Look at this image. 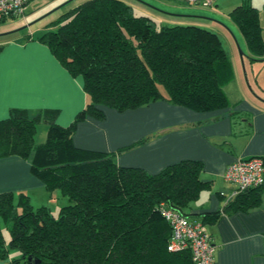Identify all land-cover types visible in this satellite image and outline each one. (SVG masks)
Listing matches in <instances>:
<instances>
[{"label":"trees","instance_id":"trees-1","mask_svg":"<svg viewBox=\"0 0 264 264\" xmlns=\"http://www.w3.org/2000/svg\"><path fill=\"white\" fill-rule=\"evenodd\" d=\"M230 16L251 52L261 56L257 9L242 0ZM52 24L38 40L72 76L82 77L88 101L68 126L55 122L56 109L34 115L10 109L0 119V158L31 155L32 175L66 201L55 215L45 204L34 207L25 193L16 198L1 193L0 218L10 238L6 242L0 226V260L12 247L20 255L8 264H29V257L38 264H195L188 248L167 249L171 229L160 203L205 227L232 207L258 205L264 182L238 192L221 209L196 216L186 208L207 187L199 177L201 162L185 159L149 173L118 165L114 153L78 148L72 138L87 116L103 119V107L124 112L160 99L197 112L227 107L223 87L233 70L219 37L196 25H160L124 0H85ZM41 121L48 125L46 137L35 144Z\"/></svg>","mask_w":264,"mask_h":264},{"label":"crops","instance_id":"crops-1","mask_svg":"<svg viewBox=\"0 0 264 264\" xmlns=\"http://www.w3.org/2000/svg\"><path fill=\"white\" fill-rule=\"evenodd\" d=\"M124 1L136 13L160 25H196L215 32L233 70L232 80L223 87L229 104L208 112L193 111L163 99L124 112L103 107V119L87 116L76 124L72 142L81 149L114 153L113 160L118 165L142 167L149 173L185 159L199 161V177L207 187L189 203L187 213L197 216L219 210L235 196L234 184L224 177L227 166L237 159L264 156V52L261 56L251 52L230 16L242 0H214L208 7L187 0H133L137 6ZM250 2L258 11L264 41V0ZM54 28L51 21L0 42V119L6 118L12 108L26 109L30 115L56 109L55 122L68 126L86 105L82 77L72 76L38 40L43 32ZM231 82L232 98L226 91ZM47 128L43 121L37 124L34 143L45 140ZM141 138H145L144 143L122 149ZM119 149L121 152H117ZM30 160L31 155L0 158V194L7 192L16 198L25 193L31 204L40 194L42 198L37 203L51 205L56 214L58 202L66 199L48 192L32 175ZM204 228L216 247L213 264H264V193L258 205L248 209L232 207ZM11 258L14 257L9 254L0 264H8Z\"/></svg>","mask_w":264,"mask_h":264},{"label":"built area","instance_id":"built-area-1","mask_svg":"<svg viewBox=\"0 0 264 264\" xmlns=\"http://www.w3.org/2000/svg\"><path fill=\"white\" fill-rule=\"evenodd\" d=\"M33 0H0V20L18 18L25 21L26 5ZM190 3L211 6L214 0H187ZM227 181L234 184V195L264 182V163L260 157L237 159L224 171ZM160 211L170 225L168 250L188 248L195 264H213L216 247L200 222H191L176 209L160 203Z\"/></svg>","mask_w":264,"mask_h":264},{"label":"rangeland","instance_id":"rangeland-1","mask_svg":"<svg viewBox=\"0 0 264 264\" xmlns=\"http://www.w3.org/2000/svg\"><path fill=\"white\" fill-rule=\"evenodd\" d=\"M85 0H33L26 5L25 12H26V23L23 22L21 19L18 18H10L0 22V42H3L5 39L16 36L18 34H25L27 29L30 27L31 29H38L42 27L45 23H51V21L57 19L62 13L66 12L68 9L76 6L77 4L83 2ZM128 2H132L133 5L137 6V3L133 0H127ZM142 1V0H137ZM151 2H155L154 0H149ZM158 6H161L160 3H156ZM161 8V7H160ZM29 23L28 25H26ZM242 66V65H241ZM243 70V68H242ZM237 72H240L237 70ZM238 74V73H237ZM239 75V74H238ZM245 85L248 86V82L245 80ZM234 83L231 82L226 87L227 93L232 98L231 87H233ZM44 127V125H42ZM39 127V126H38ZM36 143V142H35ZM37 144V143H36ZM57 193H59L57 191ZM60 195V193H59ZM42 198L40 194L37 195V199H33L32 204L34 207L40 206V203L37 201ZM46 204L47 202L44 201ZM58 202V201H57ZM59 205L61 206L62 203L59 201ZM52 208L51 205H49ZM49 207V208H50ZM59 210V209H58ZM56 211V213L58 212ZM52 211V210H51ZM53 212V211H52ZM56 215V214H55ZM0 226L2 229V233L6 242H9V230L7 225L2 221L0 218ZM9 254L13 257L19 256V252L16 248L9 247Z\"/></svg>","mask_w":264,"mask_h":264},{"label":"water","instance_id":"water-1","mask_svg":"<svg viewBox=\"0 0 264 264\" xmlns=\"http://www.w3.org/2000/svg\"><path fill=\"white\" fill-rule=\"evenodd\" d=\"M142 2L147 3L145 1H142ZM38 262L39 261L35 259L34 257H29V264H38Z\"/></svg>","mask_w":264,"mask_h":264}]
</instances>
